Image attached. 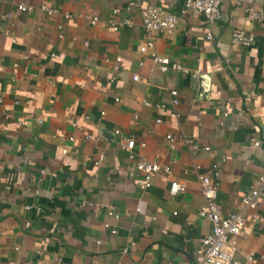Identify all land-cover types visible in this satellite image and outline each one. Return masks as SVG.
I'll return each mask as SVG.
<instances>
[{
	"label": "crops",
	"instance_id": "obj_1",
	"mask_svg": "<svg viewBox=\"0 0 264 264\" xmlns=\"http://www.w3.org/2000/svg\"><path fill=\"white\" fill-rule=\"evenodd\" d=\"M129 1L0 0V264H196L211 232L198 216V175L218 183L226 214L240 211L264 174V15L250 21L224 0L209 25L195 10L182 13L186 0H139L130 11ZM19 4L33 11L17 12ZM147 6L178 17L174 33L154 34L151 51L181 70L161 72L151 52L139 53ZM256 7L264 11V0ZM237 29L253 43L234 45ZM141 158L170 175L140 190ZM171 180L185 191L171 196ZM257 215L245 212L238 264L250 253L264 264V196Z\"/></svg>",
	"mask_w": 264,
	"mask_h": 264
},
{
	"label": "built area",
	"instance_id": "obj_2",
	"mask_svg": "<svg viewBox=\"0 0 264 264\" xmlns=\"http://www.w3.org/2000/svg\"><path fill=\"white\" fill-rule=\"evenodd\" d=\"M224 0H186L183 6L182 13L187 12L188 10H195L196 12L202 14L209 25L214 24L221 16L220 5ZM226 1V0H225ZM232 6L242 7L246 18L250 21H257L263 15L264 11L256 7V0H227ZM139 0H130L127 4V10H131L139 7ZM48 15L57 13L58 10L55 8H42ZM32 7L19 4L17 6V12L25 13L32 12ZM118 10H113L112 15H117ZM141 23L147 34V39L144 44L140 47L141 54H145L147 51L151 52V60L158 65V69L161 72H166L168 70H181V67L178 64L171 63L168 58L159 56L156 52L151 51L154 46L155 37L154 34L163 32L166 34H172L176 31L178 25V17L174 14H161L156 9L151 6L141 8ZM64 17H68L67 12H63ZM89 22L92 26L100 24L98 16L94 15L89 18ZM114 23L113 21H111ZM124 24L130 26L131 22L129 19H126ZM114 31H118L119 27L111 25ZM206 39L211 40L212 36L210 32L206 33ZM254 41L252 35H247L242 30H234L232 33V43L234 45L247 47L251 45ZM114 70L119 69V64L121 63V58H115ZM142 66V63H139ZM133 81L138 80V76L134 75L132 77ZM171 96V107L173 110L179 105L178 93L176 90H170ZM144 105L149 106V102H144ZM160 108H164L160 106ZM171 116H175V113L171 112ZM156 122H160L156 120ZM118 131H115V134H118ZM86 139H90V135H86ZM167 139L170 140L171 136H167ZM73 138H70L72 141ZM185 143L191 148V150H196L198 147L192 140H184ZM253 145L255 147L259 146V141H254ZM135 146L134 139L130 138L126 140V143L122 145V149L126 151H131ZM141 147H144V144H140ZM204 151H208L209 148L204 147ZM63 155L68 154V150H62ZM102 160V156L99 157V160L95 162L98 164ZM216 165L212 166V170L216 169ZM136 169L140 172L141 178L138 181V187L140 190L146 191L149 190L153 185V180L158 174L165 176L170 175L171 169L168 166H161L156 162L148 161L144 158H141L136 163ZM198 182L201 190V194L204 199V204L198 212V216L201 219H205L211 224V232L206 235L200 243L199 248L196 251V264H238L236 260L237 252V241L238 238L243 234V227L245 224V212L250 211L251 216L254 219L258 220L257 209L260 200L264 196V174L259 176L257 181V186L251 187L248 193H246L241 198V209L238 212H229L223 213L217 202V190L218 183L212 179L211 176L207 174L198 175ZM186 187L183 183L177 180L170 181L169 193L171 196H176L185 191ZM27 210H30L31 207L27 206ZM109 215H114L112 211L108 212ZM107 229H110L112 234L116 233V230L110 228L109 224L105 225ZM264 259V256H262ZM59 261L56 264H59ZM254 255L252 253L246 255L245 264H253Z\"/></svg>",
	"mask_w": 264,
	"mask_h": 264
}]
</instances>
